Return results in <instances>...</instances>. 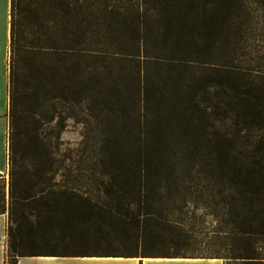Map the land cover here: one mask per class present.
<instances>
[{"label": "rangeland", "instance_id": "1", "mask_svg": "<svg viewBox=\"0 0 264 264\" xmlns=\"http://www.w3.org/2000/svg\"><path fill=\"white\" fill-rule=\"evenodd\" d=\"M57 1H18L8 112L14 185L29 190L33 174L135 178L143 173L151 178L146 189L154 190V177L168 176L169 162L189 158L190 152L171 151L168 143L150 140L148 150L138 149L144 146L145 141H140L144 135L131 134L121 122L117 132L107 133L106 105L94 100L91 69L62 66L59 71V63L45 56L40 57L42 65H29L39 58L25 61L22 47L57 46L59 22L67 11L63 5L57 7ZM196 1L200 5L195 7L196 23L200 26L201 22L202 29L201 38L193 35L199 44L193 51L202 50L209 69L220 71L207 70L209 80L213 83L220 76L225 89L220 94L210 91L202 101L203 141L201 146L195 144L191 157L199 163L194 174V205L188 230L182 233L181 250L220 256L227 264H253L255 257L264 260V0ZM32 19L38 25L44 23L43 27H36ZM160 110L156 118L167 125L165 112ZM161 129L169 130V126ZM90 144L99 149L93 151ZM140 164L145 166L140 168ZM10 180L9 170L3 210L8 215V234L10 219H18L20 211L14 205L9 217ZM2 187L0 182V194ZM158 204L169 212V199ZM144 224L148 250L179 251L171 242L168 225ZM10 244L7 239L6 264L14 261Z\"/></svg>", "mask_w": 264, "mask_h": 264}, {"label": "trees", "instance_id": "2", "mask_svg": "<svg viewBox=\"0 0 264 264\" xmlns=\"http://www.w3.org/2000/svg\"><path fill=\"white\" fill-rule=\"evenodd\" d=\"M18 1L12 0L11 6L10 81L13 77V60L16 54L13 48L16 20L19 18ZM198 3L196 0H58L57 7L62 8L63 5L67 11L64 20L59 22L57 46H27L22 47L21 52L26 56V62L34 58L41 60L43 56L48 57L52 63H59V71L62 70V66L78 70L91 69V91L95 96L94 100L106 105L105 117L108 120L106 125L109 128L106 130L107 133L112 130H115L113 133L117 132V127L123 124L131 134L144 135V140H140L145 141L144 146H136L138 149L148 150V140L158 141L161 144L168 143V149L171 151L187 152V155L190 152L192 157L196 150L195 144L200 145L203 141L202 101L210 91L215 89V93L220 94V91L223 92L225 89L220 76L212 83L207 72L220 71L209 69L202 50L193 51L194 47H199L193 35L196 33L197 39L201 38L202 29L201 22L200 26L196 23L195 7L199 5ZM202 17L201 14L199 18ZM31 23H36L35 26L38 28L39 26L42 28L44 24L38 25L34 19ZM94 35L98 38H110L113 44L118 43L117 47L110 53L71 52L83 50L81 49L83 40ZM122 38L125 41L124 47L119 46ZM159 38H169L170 42L186 40V48L176 49L175 53L166 52V49L163 51L160 48L161 43L157 41ZM16 51L20 58V49ZM36 63L42 65V60L35 63L31 61L29 65L35 66ZM198 72L205 74L201 77V74L197 75ZM79 93H84L82 87ZM78 101L81 102L82 99L79 98ZM162 104L165 111L159 109ZM159 110L165 112L167 125L162 126L156 118L159 116L157 115ZM177 110L178 112H175ZM166 126H169V130L161 129ZM175 142H185L187 149L175 150L173 145ZM93 145L92 150L97 151L99 148L96 144ZM9 146L11 171L9 217H12L14 205L20 209L19 218L10 219L8 234L14 259L17 250L14 240L16 226L25 221L28 213L40 208L44 192L56 189L55 186L59 184L53 182L56 175L33 174L30 179L31 188L18 190L13 182L11 163L13 152L10 143ZM191 157L171 160L170 174L154 177L156 182L154 190L152 187L146 189V182L151 178L143 173L137 174L138 177L135 178L118 174L104 177L94 175L64 177L65 180L62 182H66V185L62 182L60 185L70 187L69 190L97 193V200H104L101 203L127 212L131 229L140 230L145 242L146 221L157 225L163 224L165 227L168 225L170 234L176 235L171 238L172 244L176 246L177 243L182 244V233L186 232L172 225L174 220L172 207L177 197L183 202L190 200L194 202L193 185L197 179L194 174L199 163ZM138 166L141 168L145 165ZM131 181L135 183L133 186L130 185ZM0 182L3 183L0 213H4L5 181L0 178ZM51 182L54 184L51 185ZM99 182L100 187L97 186ZM168 199L169 212L166 208L163 211L161 204L156 205V201L162 203ZM151 200H154L153 204ZM134 224H137L136 227H132ZM254 259L251 263L264 264L260 258ZM11 264H15V259Z\"/></svg>", "mask_w": 264, "mask_h": 264}, {"label": "crops", "instance_id": "3", "mask_svg": "<svg viewBox=\"0 0 264 264\" xmlns=\"http://www.w3.org/2000/svg\"><path fill=\"white\" fill-rule=\"evenodd\" d=\"M11 6L12 0H0V178L5 182L10 168ZM110 41V38L90 36L83 40V50L71 52L110 53L118 44ZM157 41L161 50L170 53L186 48L185 40L170 42L169 38H159ZM124 43L122 38L119 46L124 47ZM173 145L175 150L187 149L185 142ZM63 179L54 176L53 182L59 184L56 189L44 192L40 208L28 213L25 221L16 226L15 264H227L226 259L216 255L186 253L181 250V243L176 245L179 251L171 253L148 250L142 232L131 229L127 212L99 203L97 193L61 186ZM193 205L191 200L183 202L177 197L172 207V225L187 231ZM7 225V213H0V264L7 263ZM175 236L170 234L171 238Z\"/></svg>", "mask_w": 264, "mask_h": 264}]
</instances>
